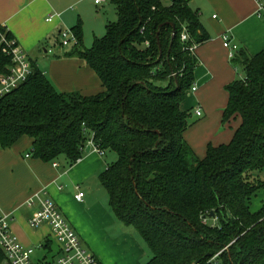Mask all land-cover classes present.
<instances>
[{"label":"trees","instance_id":"trees-1","mask_svg":"<svg viewBox=\"0 0 264 264\" xmlns=\"http://www.w3.org/2000/svg\"><path fill=\"white\" fill-rule=\"evenodd\" d=\"M112 2L116 20L90 48H82L80 26L71 28L78 44L69 56L85 61L102 90L58 91L32 62L26 79L0 98V148L28 137L34 158L62 156L68 165L88 141L114 154L99 181L114 217L146 245L144 264H264V203L250 209L264 192V51L234 53L243 77L225 87L222 122H240L228 143L208 145L199 158L184 140L189 112L180 108L198 64L189 47L209 38L199 12L187 0ZM1 37L14 40L0 26V77L12 63Z\"/></svg>","mask_w":264,"mask_h":264},{"label":"crops","instance_id":"crops-1","mask_svg":"<svg viewBox=\"0 0 264 264\" xmlns=\"http://www.w3.org/2000/svg\"><path fill=\"white\" fill-rule=\"evenodd\" d=\"M81 1L0 0V26L11 33L31 64L38 49L46 54L50 42L60 45L59 31L63 27L79 25L80 19L73 7ZM187 1L199 12L200 22L209 36L192 51L198 61L192 84L196 89L190 88L180 104L181 110L189 112L190 125L183 133L184 140L199 158H203L208 145L228 143L240 122L239 118L222 122L228 102L225 87L243 77L238 65L231 63L230 51L224 47L222 36L227 34L230 42L248 55L264 51V18L256 15L254 0ZM110 2L113 4L112 0ZM82 48H85L83 43ZM49 60L44 73L58 91L92 95L102 90L98 77L84 60L69 56V53ZM31 143L30 138L22 137L11 148H0V213L11 215L10 231L18 241L36 252L37 248H44L48 239L52 240L48 225L30 227L28 219L37 206L25 205L34 193L44 192L98 262L146 263L150 258L146 245L132 227L124 226L114 217L108 205V194L100 184L99 174L109 163L107 156L90 145L89 151L84 149L82 157L71 165L62 156L45 162L31 155ZM78 191L84 193L81 201L74 198ZM263 193L258 191L251 198V211L258 210L264 203Z\"/></svg>","mask_w":264,"mask_h":264},{"label":"built area","instance_id":"built-area-1","mask_svg":"<svg viewBox=\"0 0 264 264\" xmlns=\"http://www.w3.org/2000/svg\"><path fill=\"white\" fill-rule=\"evenodd\" d=\"M95 4H100L103 0H93ZM256 4V15L264 18V0H254ZM52 16L48 20H51ZM187 34L185 31L181 33V40L185 41ZM1 40L8 47L7 53L11 56V66L7 72L0 77V98L15 89L30 74V61L18 47L15 40ZM223 45L230 52V59L238 50L237 45L232 44L229 36H222ZM59 41L62 47H73L78 44L77 38L71 29H61L59 31ZM196 47L195 44L189 47L192 52ZM196 89L195 85L191 86V90ZM200 115V111H196ZM95 151L103 155L100 150L91 141H88ZM28 156V155H27ZM53 165H57L54 163ZM84 193L78 191L74 198L78 201L82 200ZM27 207L37 206L34 214L28 219L30 227L37 228L46 224L50 228V234L56 243L57 254L53 264H96L98 261L95 256L90 253L81 242L79 236L74 229L66 221L56 204L49 198L45 197L44 192L34 193L25 201ZM12 218L10 214L0 213V251L4 254L2 264H35L33 255L35 249L22 245L18 239L10 231V222Z\"/></svg>","mask_w":264,"mask_h":264},{"label":"rangeland","instance_id":"rangeland-1","mask_svg":"<svg viewBox=\"0 0 264 264\" xmlns=\"http://www.w3.org/2000/svg\"><path fill=\"white\" fill-rule=\"evenodd\" d=\"M73 9H75L74 12L76 17L80 19L79 26L81 29L82 43L86 49L91 47L94 37L101 38L104 35L105 33L104 26L107 22L109 21L113 22L116 20L115 8L114 5L110 2V0H105L104 2L101 3V5L99 4L97 6H95L91 0H82L77 5H75ZM78 18H76V22ZM62 29H71V28L63 27ZM53 43L54 42H50L51 44L50 49L46 54H44L43 49L40 48L37 51V55H36L37 57L34 56L32 57L37 67L42 72H44L48 67V62L50 61L49 59L57 58L58 56H66L72 50V47H62L61 45L58 44H56L55 46L53 45ZM44 49L48 50V48H44ZM237 69L240 74H243L241 66L238 65ZM46 76L49 77L48 75ZM114 157L115 155L111 153L110 155H107L106 159L108 162H111L114 159ZM263 195L264 193L262 194V196ZM135 233L137 234V232ZM51 241L52 244L50 251H48V249L45 248L43 249L37 248L33 256L35 260L42 257H46V259L51 260L52 258L55 257L57 251L56 243L53 241V239Z\"/></svg>","mask_w":264,"mask_h":264},{"label":"water","instance_id":"water-1","mask_svg":"<svg viewBox=\"0 0 264 264\" xmlns=\"http://www.w3.org/2000/svg\"><path fill=\"white\" fill-rule=\"evenodd\" d=\"M89 149H90V145H86V147H85V151L88 152ZM211 215H212V214H211Z\"/></svg>","mask_w":264,"mask_h":264}]
</instances>
